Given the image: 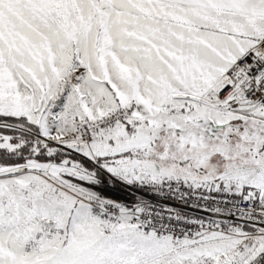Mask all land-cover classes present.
I'll use <instances>...</instances> for the list:
<instances>
[{"label": "snow or ice", "instance_id": "snow-or-ice-1", "mask_svg": "<svg viewBox=\"0 0 264 264\" xmlns=\"http://www.w3.org/2000/svg\"><path fill=\"white\" fill-rule=\"evenodd\" d=\"M0 264H264V0H0Z\"/></svg>", "mask_w": 264, "mask_h": 264}, {"label": "built area", "instance_id": "built-area-1", "mask_svg": "<svg viewBox=\"0 0 264 264\" xmlns=\"http://www.w3.org/2000/svg\"><path fill=\"white\" fill-rule=\"evenodd\" d=\"M106 191L112 196V198L117 200H125L127 202H132L135 199L134 194H141L137 193L136 189H126L122 186H118L115 189H107ZM147 198L156 203L171 205L172 207L178 208L184 212L195 213L196 215H205V213H202L197 209L190 208L188 205L182 204L179 200H173L171 197L147 196Z\"/></svg>", "mask_w": 264, "mask_h": 264}]
</instances>
